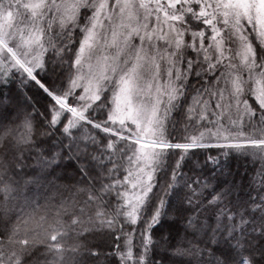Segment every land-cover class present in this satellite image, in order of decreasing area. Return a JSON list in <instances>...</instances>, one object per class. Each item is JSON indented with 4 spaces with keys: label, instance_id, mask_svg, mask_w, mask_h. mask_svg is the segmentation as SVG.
Here are the masks:
<instances>
[{
    "label": "snow or ice",
    "instance_id": "snow-or-ice-1",
    "mask_svg": "<svg viewBox=\"0 0 264 264\" xmlns=\"http://www.w3.org/2000/svg\"><path fill=\"white\" fill-rule=\"evenodd\" d=\"M0 264H264V0H0Z\"/></svg>",
    "mask_w": 264,
    "mask_h": 264
}]
</instances>
